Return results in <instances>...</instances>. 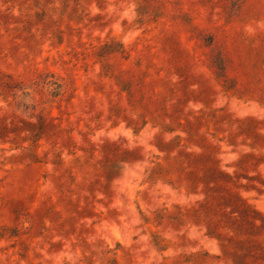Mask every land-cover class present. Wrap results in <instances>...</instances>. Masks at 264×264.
Here are the masks:
<instances>
[{
	"label": "rangeland",
	"instance_id": "rangeland-1",
	"mask_svg": "<svg viewBox=\"0 0 264 264\" xmlns=\"http://www.w3.org/2000/svg\"><path fill=\"white\" fill-rule=\"evenodd\" d=\"M0 264H264V0H0Z\"/></svg>",
	"mask_w": 264,
	"mask_h": 264
}]
</instances>
